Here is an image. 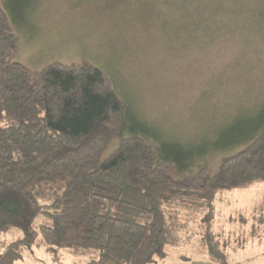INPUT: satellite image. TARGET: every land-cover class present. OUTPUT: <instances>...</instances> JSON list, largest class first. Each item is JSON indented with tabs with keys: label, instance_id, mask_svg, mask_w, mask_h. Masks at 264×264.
I'll return each instance as SVG.
<instances>
[{
	"label": "trees",
	"instance_id": "16d2710c",
	"mask_svg": "<svg viewBox=\"0 0 264 264\" xmlns=\"http://www.w3.org/2000/svg\"><path fill=\"white\" fill-rule=\"evenodd\" d=\"M18 46L0 5V234L19 233L0 264L34 245L86 254V264H151L191 225L212 261L232 264L213 227L215 204L264 182V99L255 115L232 120L252 124L249 135L193 151L151 141L159 134L93 63L36 72L14 60ZM207 151L218 152L214 162L202 160Z\"/></svg>",
	"mask_w": 264,
	"mask_h": 264
},
{
	"label": "rangeland",
	"instance_id": "374dc122",
	"mask_svg": "<svg viewBox=\"0 0 264 264\" xmlns=\"http://www.w3.org/2000/svg\"><path fill=\"white\" fill-rule=\"evenodd\" d=\"M0 5L19 37L14 60L36 72L55 61L93 63L113 80L128 111L159 134L151 141L164 137L203 152L254 129L232 120L255 115L264 99V0H0ZM217 153L207 151L202 160L212 163ZM215 205L213 227L228 261L264 264V182L224 192ZM197 227L191 225V232L151 264H217ZM18 234L1 233L0 252ZM87 260L86 254L63 249L56 256L34 245L15 264Z\"/></svg>",
	"mask_w": 264,
	"mask_h": 264
}]
</instances>
